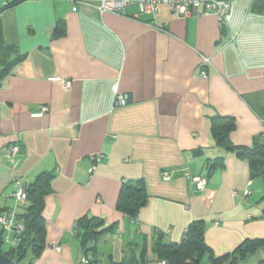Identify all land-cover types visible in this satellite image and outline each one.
<instances>
[{
	"label": "crops",
	"instance_id": "crops-1",
	"mask_svg": "<svg viewBox=\"0 0 264 264\" xmlns=\"http://www.w3.org/2000/svg\"><path fill=\"white\" fill-rule=\"evenodd\" d=\"M230 2L222 24L166 4L154 15L138 4L116 14L72 0H0V69L13 64L0 87V212L15 206L18 182L53 174L46 248L34 264H80L79 221L92 216L114 226L97 242L110 264H162L156 241L182 242L196 220L206 222L216 257L226 256L218 264H264V247L243 261L235 253L264 240V179H252L248 159L212 133V119L229 116L235 145L264 142V0ZM203 55L206 78L198 75ZM117 94L128 103L117 105ZM41 105L48 112L33 117ZM14 143L21 151L9 159ZM193 175L207 176L203 190ZM138 179L148 202L132 217L117 201ZM99 253L88 255L105 264ZM204 264H214L209 255Z\"/></svg>",
	"mask_w": 264,
	"mask_h": 264
},
{
	"label": "trees",
	"instance_id": "trees-1",
	"mask_svg": "<svg viewBox=\"0 0 264 264\" xmlns=\"http://www.w3.org/2000/svg\"><path fill=\"white\" fill-rule=\"evenodd\" d=\"M63 32V27L60 25L56 28L54 36L58 37ZM12 65L11 63L0 69V87L9 75ZM235 126L236 123L233 117L216 116L212 119V133L217 145L226 150L236 152L239 157L247 158L250 167V177L252 179H264V142L257 143L254 147L235 145L230 138ZM217 161L224 166L222 158H218ZM52 179V173L43 172L33 183L26 185L28 202L20 211V218L25 225V231L21 235V242L18 246H7L3 239V232L0 230V252L15 260L17 264H34L46 248V222L43 211L45 197L52 191ZM147 202L148 191L146 182L143 179L128 180L121 187L117 209L132 217H136ZM79 226L83 229L81 245L87 255L91 252L96 254L99 237L109 231L111 227H114H106L105 219L96 216L82 218L79 221ZM206 230V222L204 220H196L188 227L182 242L166 243L159 239L156 241L154 248L167 264H204L206 255H209L212 263L218 264L226 256L216 257L213 249L206 242ZM261 247H264V240L248 239L240 245L235 253H238L237 258L243 261L256 253ZM90 250L92 251L90 252ZM92 258L91 264L101 262L97 256ZM113 264L124 263L115 262Z\"/></svg>",
	"mask_w": 264,
	"mask_h": 264
},
{
	"label": "built area",
	"instance_id": "built-area-1",
	"mask_svg": "<svg viewBox=\"0 0 264 264\" xmlns=\"http://www.w3.org/2000/svg\"><path fill=\"white\" fill-rule=\"evenodd\" d=\"M74 2H83L93 4L100 10L101 13L113 12L116 14H125L127 8L132 4H138L141 12L156 14L158 8L162 4L170 5L174 13L178 16L187 17L194 12L197 14H212L215 15L222 24H226L227 15L231 8L230 0H72ZM1 20V18H0ZM211 65L209 57L203 55L202 62L198 71V75L201 77H208L207 67ZM52 80H59L58 77L52 78ZM66 86L71 84L70 81L65 82ZM129 101L127 94H117L116 104L125 105ZM49 110L47 105H41L40 108L32 113L33 117H43ZM6 157L13 159L20 151L21 146L19 143H14L5 148ZM102 154L94 157V160L99 162L102 158ZM95 170V167L91 168V172ZM162 177L164 180H171L172 174L169 170L162 171ZM193 182L197 188L203 190L208 182L207 176H191ZM18 191L13 194L16 200V204L13 208L0 212V230L3 232V239L7 246L16 247L21 242V235L25 231V225L20 218V210L28 202L26 185L20 181L18 182ZM248 193V191H246ZM237 194V192H234ZM55 250L61 251V246H55ZM93 258L90 255L85 254L80 261V264H91ZM98 264H103L99 262ZM162 264H167L164 260Z\"/></svg>",
	"mask_w": 264,
	"mask_h": 264
},
{
	"label": "rangeland",
	"instance_id": "rangeland-1",
	"mask_svg": "<svg viewBox=\"0 0 264 264\" xmlns=\"http://www.w3.org/2000/svg\"><path fill=\"white\" fill-rule=\"evenodd\" d=\"M107 245V247L108 248H110V246H111V244L110 243H108V244H106ZM97 247H99V251L101 252V253H99L100 254V257L102 258V260L105 262V264H110V252H109V249H107L104 245H99V243H98V245H97ZM92 250H90V252H91ZM102 252H104V253H102ZM94 254V253H93ZM252 257V256H251ZM251 257H249V258H251ZM241 264H246V263H244V262H240Z\"/></svg>",
	"mask_w": 264,
	"mask_h": 264
},
{
	"label": "water",
	"instance_id": "water-1",
	"mask_svg": "<svg viewBox=\"0 0 264 264\" xmlns=\"http://www.w3.org/2000/svg\"><path fill=\"white\" fill-rule=\"evenodd\" d=\"M0 264H17L15 260L0 252Z\"/></svg>",
	"mask_w": 264,
	"mask_h": 264
}]
</instances>
